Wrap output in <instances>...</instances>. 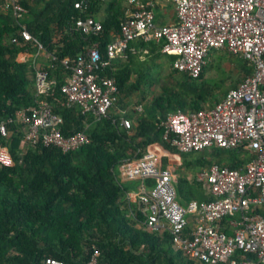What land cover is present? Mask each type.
Listing matches in <instances>:
<instances>
[{
  "label": "trees",
  "instance_id": "16d2710c",
  "mask_svg": "<svg viewBox=\"0 0 264 264\" xmlns=\"http://www.w3.org/2000/svg\"><path fill=\"white\" fill-rule=\"evenodd\" d=\"M79 2L88 7L77 8ZM16 4L27 11L16 14ZM129 10L125 0H16L10 4L0 0V123L5 122L8 129L6 136L0 132V146L14 161L12 166L0 165V264H43L48 258L88 264L93 257L100 264H192L175 253L170 234L145 227L144 216L128 197L135 188L131 183L137 189L141 181L124 182L121 167L141 158L149 147L159 146L166 153L165 168L172 164L179 173L177 185L184 197L211 200L203 183L189 178L191 172L207 170L214 163L241 169L253 160L247 146L181 152L171 143L173 134L166 138L163 122L170 112L186 106L200 110L203 102L219 101L229 91L223 89V79L204 78L211 63L218 72L224 70L226 57L219 51L213 52L214 62L205 66L201 77L195 78L173 68L179 56L164 53V42L151 41L153 52L169 59L156 62L157 69L148 68L144 75L157 81L158 72L169 64V85H162L150 99L149 89L140 90L141 97L152 102L144 113L128 114L131 128L122 125L119 110L136 94L138 84H128L129 65L115 66L121 57L110 60L108 45L122 34ZM90 16L102 22L101 33H85L77 27L78 20ZM25 28L33 39L24 38ZM92 49L102 61H110L97 72L115 79L119 88L120 102L102 118L86 113L63 91L73 72L64 61L74 65L82 56L88 58ZM229 55L242 72L232 84L236 87L254 68L243 57ZM40 60L45 66H40ZM41 72L50 84L44 93L37 86ZM43 107H49L61 122L55 124L52 119L51 125L33 136V121L20 113L32 115ZM55 130L68 140L85 134L90 142L69 150L56 143L47 145L44 137ZM145 183L154 186L156 179ZM253 211L264 215V207Z\"/></svg>",
  "mask_w": 264,
  "mask_h": 264
},
{
  "label": "built area",
  "instance_id": "2783aa9c",
  "mask_svg": "<svg viewBox=\"0 0 264 264\" xmlns=\"http://www.w3.org/2000/svg\"><path fill=\"white\" fill-rule=\"evenodd\" d=\"M125 1L130 6L129 14L122 34L108 45L110 60L125 53L131 41L144 38L164 41V52L179 56L175 68L195 78L202 75L208 57L217 50L243 56L254 66V72L215 107L171 113L163 122L166 138L170 139L173 134L172 145L183 152L247 146L255 157L246 171L214 165L209 173L200 174V181L206 183L216 199L194 200L184 205L178 199L176 174L162 167L156 153L148 150L141 158L121 167L124 182L141 181L137 189L128 191V197L136 202L146 228L168 231L174 245L196 261L264 264V215L253 211L264 207V0H174L178 22L165 26H158L156 22L155 0ZM14 7L16 14L27 11L19 4ZM85 7L88 4L77 3V8ZM77 27L85 33L99 34L102 22L90 16L78 20ZM23 35L26 40L33 39L26 28ZM88 55L74 65L69 59L64 61L73 72L66 79L63 91L86 113L107 117L120 102L119 88L115 79L102 77L97 72L110 61H102L94 49ZM37 86L40 93L48 90L50 84L45 72L39 73ZM132 109L136 114L144 111L142 105ZM128 110L120 108L119 111L125 114ZM20 115L33 121V136H37L43 126L51 125L52 119L56 120L55 124L61 122L49 107L32 115ZM122 125L131 128L132 121L124 118ZM0 132L8 135L5 122L0 123ZM43 140L47 145L56 143L66 150L90 142L85 134L68 140L58 130ZM13 163L10 153L0 146V165L12 166ZM147 179H156V184L147 187ZM193 216L197 217V224L189 237L186 230ZM227 217H231L233 234L221 229ZM43 264L67 263L48 258ZM88 264L100 263L93 257Z\"/></svg>",
  "mask_w": 264,
  "mask_h": 264
},
{
  "label": "crops",
  "instance_id": "0c3cea01",
  "mask_svg": "<svg viewBox=\"0 0 264 264\" xmlns=\"http://www.w3.org/2000/svg\"><path fill=\"white\" fill-rule=\"evenodd\" d=\"M127 3V2H126ZM155 3H156V7H155V14H156V22L158 24V26H165V25H171V24H174V23H177L178 22V16H177V13H176V9H175V3H174V0H155ZM151 41H156L154 39H142V38H137L135 40L132 41V45L130 46V49L129 51H127V53H123L122 55H120L121 58H118L117 61H115V66L119 67L122 65V63H126L129 65V69L131 70L130 71V75L128 76V84H138V86H136V94L132 95L131 97H129L127 100H126V106H122L121 108L122 109H129L127 113H122L121 116H122V120L124 118H129L128 114L130 113H134L136 114L135 112H133V109L132 107L134 106H137V105H142L143 106V109L144 111L142 113H144L146 111V107H147V104H150L152 101H146L145 99H143L141 97V94L139 91L140 90H143V89H149L151 91L154 92V94H149V92H147L149 96V99L151 98V96L155 95V94H158L160 93V91L162 90V86L161 87H158L155 85H157V81H156V78L152 79L151 80V77H145V72L147 73V70L148 68H155L157 69L158 65L156 62L158 63H163L164 61H168L169 57L168 56H163V59H161L162 56L158 57L157 56V53L156 52H153L152 50V47H151ZM158 42V41H156ZM160 42H164V41H160ZM165 44V42H164ZM219 51L220 54L222 53H228L231 54L230 52L226 51V50H217ZM165 53V52H164ZM39 54V53H38ZM161 55V54H160ZM213 55V56H212ZM214 53H211V55L208 57L207 61L208 63L211 62V59L210 57L212 56L214 58ZM232 55V54H231ZM235 56V55H234ZM211 57V58H212ZM238 57H243V56H238ZM115 58V59H116ZM244 58V57H243ZM245 59V58H244ZM246 60V59H245ZM207 63V65H208ZM39 64L40 66H45V63L43 62V60H40L39 61ZM233 64V63H232ZM252 64V63H251ZM169 65V64H168ZM167 65V67H164L165 71H160L158 73H161V76L163 78H165V80L167 81H170V78H168L171 74V68ZM206 65V66H207ZM253 65V64H252ZM165 66V65H164ZM171 66V65H170ZM210 65H208L207 67L209 68ZM206 67V69H207ZM174 69H177L175 68V63H174V66H173ZM254 68V66H253ZM211 71V70H210ZM209 71V72H210ZM254 72V70H253ZM252 72V73H253ZM157 73V74H158ZM251 73V74H252ZM250 74V75H251ZM248 76V75H247ZM246 76V77H247ZM201 77V76H200ZM199 77V78H200ZM207 77V71L205 72V77ZM245 77V78H246ZM30 78H32V76H30ZM158 78V77H157ZM211 80H212V76L210 77ZM241 78V76H240ZM240 78H238L236 81L240 80ZM244 78V79H245ZM146 79V80H145ZM243 79V80H244ZM242 80V81H243ZM149 81V82H147ZM213 81V80H212ZM242 81L237 84L236 87H233L231 86L229 91L234 89V88H237L239 87V85L242 83ZM147 82V83H146ZM160 83V82H159ZM147 84L148 86L146 87ZM166 84L169 85L168 82H166ZM171 84V83H170ZM155 89L158 90V93L155 92ZM228 91V92H229ZM227 92V93H228ZM226 93V94H227ZM226 94L223 95V97L219 100V101H213V103H210L211 101H205L203 102V105L204 107H202L200 110H204V109H210V108H213L215 107L218 103L222 102V100L224 99V97L226 96ZM189 102H195V101H189ZM187 105V104H185ZM183 105V106H185ZM213 105V106H212ZM180 108V107H179ZM185 112V113H190V112H193V111H198V110H191L190 107L186 106L185 109L184 108H180L178 111H175V112H170L169 114L171 113H177V112ZM138 114V113H137ZM177 148V147H176ZM212 149V148H211ZM150 150V151H154L158 157V162L159 164L165 168L164 166V163H163V159L166 155V153L161 149V147L159 146H151L147 149V151ZM181 151V150H180ZM183 152V151H181ZM254 153V152H253ZM254 157H255V154H254ZM173 159V158H171ZM254 159V158H253ZM253 161V160H252ZM251 161V162H252ZM216 164H220V163H214L213 165L210 166V168H208L207 170H199V171H196L195 173H190L189 174V178H191L192 180L196 179L197 181H199V183H203V190L206 194H209V195H212L213 196V199L211 200H196V201H199V202H203V201H212V200H215L216 197L211 193L210 189L208 186H206V183L203 182V181H200V174L202 173H209L211 171V168L216 165ZM222 166H228V165H225V164H220ZM248 166V165H247ZM247 166L244 167V168H241V169H238V170H242V171H246L247 169ZM229 167V166H228ZM166 168H170L177 176H179V173H177L176 171V168L171 164V165H168V167ZM231 168V167H230ZM178 181V179H177ZM146 184V183H145ZM156 184V183H155ZM154 184V185H155ZM147 185V184H146ZM153 187V186H151ZM132 189H136L135 188H132ZM176 189H177V192H178V199L179 201L182 203V204H187L188 201L187 198L184 197L183 193H181V191L179 190L178 188V185H177V182H176ZM186 199V200H185ZM194 200H191V201H194ZM196 216H193V217H190L189 218V223H188V227H187V234L189 235V237H191V234L192 232L195 231L196 229V224H197V221H196ZM230 219L231 217H227L223 220L222 224H221V229L223 231H227L229 234H233L234 233V230L232 229V226L230 225ZM169 234L168 231H165ZM171 236V235H170ZM171 239H172V236H171ZM173 240V239H172ZM173 246H174V249H175V253L177 255H181L182 257H186L187 260H192V264H205L201 261H196L194 259H192L191 257L185 255L182 253V251H180L175 245L174 243L172 242Z\"/></svg>",
  "mask_w": 264,
  "mask_h": 264
},
{
  "label": "rangeland",
  "instance_id": "374dc122",
  "mask_svg": "<svg viewBox=\"0 0 264 264\" xmlns=\"http://www.w3.org/2000/svg\"><path fill=\"white\" fill-rule=\"evenodd\" d=\"M102 29H103V27H102ZM101 29V30H102ZM100 30V31H101ZM101 33V32H100ZM228 53L226 52V53H222V55H225V59H223V67H224V70L222 69L220 72H218V70L216 69V68H212L211 66H212V63L210 64V66H209V68L207 69V77H206V79L209 81V82H213L214 80L215 81H217V80H222L223 79V85H222V87H223V89H230V87L232 86V84L233 83H235L236 82V80L238 79V78H240V76L242 75V72L241 71H239L236 67H235V64H232L231 62H230V55H227ZM219 55H221V54H219ZM213 56V55H212ZM211 56V57H212ZM210 57V59H211V61L212 62H214V59H215V57L213 58H211ZM217 57V56H216ZM216 59H218V57L216 58ZM211 70V71H210ZM210 71V72H209ZM212 76V80H211V77ZM157 85H155V87L156 86H158V87H161L162 85H164V84H166V82H167V80H165V78H163L162 76L161 77H159V78H157ZM160 82V83H159ZM221 82V81H220ZM222 84V83H221ZM220 84V85H221ZM148 92H149V94H154V92L153 91H151V90H148ZM155 92L156 93H158V90L157 89H155ZM133 186H135V187H137L138 185L137 184H135L134 182H132L131 183Z\"/></svg>",
  "mask_w": 264,
  "mask_h": 264
}]
</instances>
